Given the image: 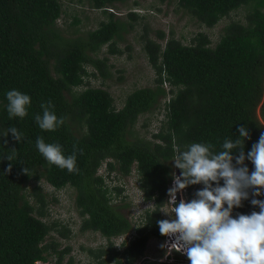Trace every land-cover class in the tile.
Wrapping results in <instances>:
<instances>
[{
	"label": "trees",
	"instance_id": "trees-1",
	"mask_svg": "<svg viewBox=\"0 0 264 264\" xmlns=\"http://www.w3.org/2000/svg\"><path fill=\"white\" fill-rule=\"evenodd\" d=\"M87 1L105 12L106 18L84 34L71 36L56 23L63 12L60 0H0V264H38L39 260L73 264L72 257L63 262L69 246L60 248L53 236L47 240L51 232L67 237L71 229L58 219H44L46 194L39 183L29 186L41 177L55 188L73 186L81 216L79 229L105 236V246L86 248L92 256L90 264H168L144 254L151 236L163 237L157 223L163 220L160 206L172 173L181 174L174 160L192 143L211 144L218 153L226 139H243L240 126L249 130L243 149L247 154L264 132V0H175L207 26L242 5L247 10L244 21L233 19L223 26L214 45L203 31L186 43L173 34L166 37L162 30L154 39L145 27L143 47L154 69V84L130 91L120 107L107 89L80 86L89 73L86 65L105 78L110 75L107 57L97 53L104 44L109 52H121L116 43L133 25L111 10L125 0ZM127 16L133 19L139 14L129 10ZM165 82L170 95L163 99L168 93ZM10 90L31 97L28 115L22 120L9 118L6 93ZM48 101L58 117L66 118L54 132L41 130L34 119ZM161 102L158 128L151 137L137 133L139 115ZM13 126L24 139L17 142L9 133L4 144L3 133ZM37 137L60 144L66 156L75 145L78 172L49 165L35 146ZM13 148L14 159L8 161L5 158L13 154ZM245 164L250 172L254 170L251 161ZM133 168L143 199L154 203L137 224L122 211L126 204L113 202L122 187L107 182L110 172L125 175ZM202 188V184L188 186L194 198ZM251 198L233 209L234 218L259 211ZM255 198L264 200V195ZM112 236H124L122 246H114ZM50 255H54L52 262Z\"/></svg>",
	"mask_w": 264,
	"mask_h": 264
},
{
	"label": "clouds",
	"instance_id": "clouds-1",
	"mask_svg": "<svg viewBox=\"0 0 264 264\" xmlns=\"http://www.w3.org/2000/svg\"><path fill=\"white\" fill-rule=\"evenodd\" d=\"M163 85L168 91L169 84L165 82ZM169 95L168 91L163 99ZM6 99L10 119L18 117L22 120L28 115L31 107L29 95L10 90L6 93ZM54 107L51 101L41 104L42 114L34 117L41 130L54 132L65 124L66 118L58 117ZM238 132L243 139H226L218 153L213 151L211 144L192 143L174 160V167L180 169L181 174L172 173L173 186L168 190L167 184V190L175 218L157 223L162 235L174 237L170 250L182 252L190 264H264V200L255 198L264 195V132L247 154L243 149L245 140L250 139L249 130L240 126ZM9 133L17 142L24 139L23 133L13 126L3 133L4 144L8 143ZM35 146L49 165H56L69 173L78 172L75 145L73 153L67 156L60 144L46 143L43 137H37ZM79 151L83 154L82 150ZM233 151L239 154L233 156ZM14 154L15 148L13 154L5 159L12 161ZM246 160L254 165L253 171H249ZM11 170L12 164H9L7 171ZM23 171L27 173L26 168ZM221 180L223 185L220 184ZM197 184H202L203 188L197 190L195 198H181L177 202L178 193ZM250 196L251 204L258 206L259 211L238 214L234 218L233 209L242 207V202ZM141 199L146 205L137 213L138 217L154 204L151 199H143L142 194ZM118 237H111L116 247L122 246L124 239L123 236L115 245Z\"/></svg>",
	"mask_w": 264,
	"mask_h": 264
},
{
	"label": "rangeland",
	"instance_id": "rangeland-1",
	"mask_svg": "<svg viewBox=\"0 0 264 264\" xmlns=\"http://www.w3.org/2000/svg\"><path fill=\"white\" fill-rule=\"evenodd\" d=\"M63 12L57 19V26L65 35L84 34L89 29L98 26L99 22L106 18V13L98 8H94L87 0H60ZM115 15L126 20L127 24L132 23V27L123 34V39L117 41L116 46L121 52H109L107 44H104L98 51L100 57L106 56V65L110 71L108 77L99 75L98 71L90 65H86L89 73L84 77V84L80 87L100 86L107 89L113 96L115 104L120 107L126 95L133 89L141 86L154 84V69L148 61L147 54L143 47L142 35L144 28L149 36L158 39L156 34L162 30L165 36L173 34L183 42H189L191 37L198 31L208 34L211 44L214 45L222 32L223 26L230 20L236 19L244 21L246 5L229 12L228 15L220 18L212 26L199 21L197 18L178 6L175 0H125L117 2L112 7ZM135 10L138 18H129L127 12ZM78 19V21H75ZM161 42L164 41L160 40ZM94 72V74L92 73ZM163 116L162 102L152 110L140 114L135 124V131L142 136L151 137ZM98 172H104L102 165ZM109 185H119L122 187L113 202L126 204L121 207L122 211L130 217V220L137 224L140 217L137 216L146 205L141 199V189L138 187L137 173L135 168L129 174L122 175L117 171L110 172L107 176ZM39 183L46 194L48 215L46 220L58 219L67 224L71 232L67 237H62L55 232L47 236L49 240L52 236L59 241V247L69 246V251L65 253L63 262L69 257L73 258V264H90L92 256L86 248H98L105 246L106 238L96 230H80L79 224L81 216L75 205V189L67 184L60 188L52 186L44 177L38 181L31 180L29 186ZM28 186V188H29ZM34 200V198H32ZM148 204V203H147ZM120 240H115V245ZM145 257L160 261L164 257L162 239L151 236L147 241ZM54 255H50L48 261L52 262ZM168 264H183L170 261Z\"/></svg>",
	"mask_w": 264,
	"mask_h": 264
},
{
	"label": "built area",
	"instance_id": "built-area-1",
	"mask_svg": "<svg viewBox=\"0 0 264 264\" xmlns=\"http://www.w3.org/2000/svg\"><path fill=\"white\" fill-rule=\"evenodd\" d=\"M168 98V97H167ZM176 175H179L177 172L174 171ZM173 186V178H170L169 183H168V190ZM168 190L165 196L164 203L160 206V213L163 219H172L175 218L174 212H173V205L169 203V194ZM193 191L188 189L183 190L182 193L177 194V202L183 198L185 200H191L194 198V194L192 193ZM152 203V201L150 202ZM123 236H119L117 239L121 240ZM162 239V247L164 250V257H161L158 262H167L169 263L170 261H174L176 263H183V264H190V261L188 260L187 256L184 255L182 252H178L175 249L170 250L171 243L174 241L173 238H169L167 236H164L161 238ZM148 258V257H147ZM39 264H42V261H37Z\"/></svg>",
	"mask_w": 264,
	"mask_h": 264
},
{
	"label": "water",
	"instance_id": "water-1",
	"mask_svg": "<svg viewBox=\"0 0 264 264\" xmlns=\"http://www.w3.org/2000/svg\"><path fill=\"white\" fill-rule=\"evenodd\" d=\"M178 174H180V171H178Z\"/></svg>",
	"mask_w": 264,
	"mask_h": 264
},
{
	"label": "bare ground",
	"instance_id": "bare-ground-1",
	"mask_svg": "<svg viewBox=\"0 0 264 264\" xmlns=\"http://www.w3.org/2000/svg\"><path fill=\"white\" fill-rule=\"evenodd\" d=\"M151 209V208H150ZM146 211V210H145Z\"/></svg>",
	"mask_w": 264,
	"mask_h": 264
}]
</instances>
